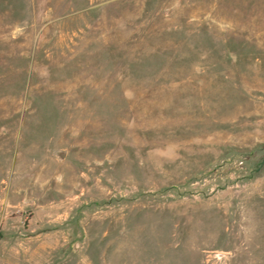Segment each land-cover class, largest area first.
I'll return each mask as SVG.
<instances>
[{"label": "rangeland", "instance_id": "rangeland-1", "mask_svg": "<svg viewBox=\"0 0 264 264\" xmlns=\"http://www.w3.org/2000/svg\"><path fill=\"white\" fill-rule=\"evenodd\" d=\"M0 264H264V0H0Z\"/></svg>", "mask_w": 264, "mask_h": 264}]
</instances>
